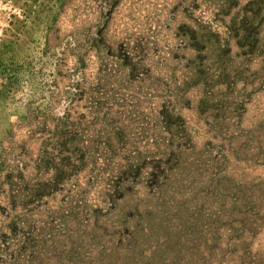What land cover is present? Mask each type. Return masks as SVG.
<instances>
[{
    "label": "rangeland",
    "instance_id": "374dc122",
    "mask_svg": "<svg viewBox=\"0 0 264 264\" xmlns=\"http://www.w3.org/2000/svg\"><path fill=\"white\" fill-rule=\"evenodd\" d=\"M0 264H264V0H0Z\"/></svg>",
    "mask_w": 264,
    "mask_h": 264
},
{
    "label": "trees",
    "instance_id": "16d2710c",
    "mask_svg": "<svg viewBox=\"0 0 264 264\" xmlns=\"http://www.w3.org/2000/svg\"><path fill=\"white\" fill-rule=\"evenodd\" d=\"M2 45H11V42L1 40L0 44V104L7 100L6 96L16 84L17 79V72L11 68L13 65L4 66L2 60L5 53L4 51L2 52V50L5 49V46ZM1 47H3V49H1Z\"/></svg>",
    "mask_w": 264,
    "mask_h": 264
}]
</instances>
